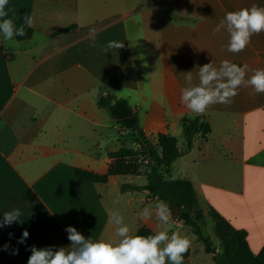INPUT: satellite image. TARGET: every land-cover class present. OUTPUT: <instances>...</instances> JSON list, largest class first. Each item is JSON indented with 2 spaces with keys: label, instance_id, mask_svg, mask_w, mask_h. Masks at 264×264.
Listing matches in <instances>:
<instances>
[{
  "label": "crops",
  "instance_id": "obj_1",
  "mask_svg": "<svg viewBox=\"0 0 264 264\" xmlns=\"http://www.w3.org/2000/svg\"><path fill=\"white\" fill-rule=\"evenodd\" d=\"M252 6L264 8V0H9L0 22L11 19L32 34L15 42L0 34V221L6 212H21L18 222L0 228V264H27L33 245L71 250L69 226L94 242L118 239L112 212L124 217L130 235L144 227L190 239L184 264H216L222 246L207 253L173 215L167 225L155 216L140 219L160 201L121 186L142 187L144 175L111 176L105 184L75 176V168L105 174L110 153L139 146L132 132L128 145L130 130L98 106L104 93L125 99L150 139L175 137L181 155L169 174L192 182L205 216L216 210L246 231L253 254L262 250L264 93L241 86L231 103L202 115L180 100L182 89L199 85L205 64L247 65L246 79L264 69V32L238 54L227 51V32L213 34L226 13ZM110 41L124 47L109 49ZM195 116L207 117L211 132L186 149L181 119ZM25 230L29 236L18 243Z\"/></svg>",
  "mask_w": 264,
  "mask_h": 264
},
{
  "label": "clouds",
  "instance_id": "obj_2",
  "mask_svg": "<svg viewBox=\"0 0 264 264\" xmlns=\"http://www.w3.org/2000/svg\"><path fill=\"white\" fill-rule=\"evenodd\" d=\"M9 0H0V18L7 16L5 11ZM25 24L31 27L33 19L25 17ZM225 31L229 35L227 51L238 54L251 43L253 35L264 32V8L252 6L238 11L226 13L223 20L216 26L213 34ZM0 34L4 40L15 42V37L26 35L23 27L16 28L11 19L0 22ZM90 38H95V29L90 30ZM109 49H120L123 43L110 41ZM248 66H238L227 60L219 68L212 63L199 67V85L181 90V104L190 112L202 115L209 106L214 104H229L238 95L241 86H251L256 93H264V69L255 70L248 79ZM189 84L192 81L191 72L186 77ZM19 209L6 212L0 221V228L10 226L19 221ZM155 216L160 223L167 225L172 217L170 207L166 202H157L154 210L144 208L140 219L147 222ZM109 223L115 226V237L118 239L93 241L85 238L75 227L65 229L71 250L60 247L37 248L31 246V255L27 264H184V256L191 247L187 237L176 232L169 235L168 231H159L155 235H130L129 227L124 223V217L118 212L110 213ZM29 236L27 230L18 243H24ZM7 248V246H5ZM12 254H18V249Z\"/></svg>",
  "mask_w": 264,
  "mask_h": 264
},
{
  "label": "trees",
  "instance_id": "obj_3",
  "mask_svg": "<svg viewBox=\"0 0 264 264\" xmlns=\"http://www.w3.org/2000/svg\"><path fill=\"white\" fill-rule=\"evenodd\" d=\"M24 29L26 35L17 37L18 39H26L31 36L32 29ZM98 106L106 108L111 118L123 129L130 130L139 146L133 148L123 145L110 153L108 169L105 174L75 168L74 173L77 179L105 184L111 176L144 175L146 178L144 186L124 183L121 186L122 191L145 190L149 198L166 202L173 217L190 228L197 239L203 243L205 251L215 253V247L210 237L204 232L205 215L199 207L192 182L187 178H177L169 174L171 165L181 155L177 139L163 133L158 134L154 139L147 137L140 126L138 113L123 98L101 97ZM181 124L186 140V149L192 146L195 136L199 135L204 138L211 132V122L205 116L183 117ZM145 160L148 161L145 165L146 169L142 170ZM172 204H176L180 210L176 213L173 212ZM209 215L214 222V229L222 246V252L213 256L216 264H264V247L257 255L253 254L245 230L234 228L227 219L212 208ZM155 234L151 229L143 227L135 235L150 236Z\"/></svg>",
  "mask_w": 264,
  "mask_h": 264
},
{
  "label": "rangeland",
  "instance_id": "obj_4",
  "mask_svg": "<svg viewBox=\"0 0 264 264\" xmlns=\"http://www.w3.org/2000/svg\"><path fill=\"white\" fill-rule=\"evenodd\" d=\"M127 137V141H128V145H133V141L131 139V131H128V136ZM147 160L144 161L143 163V166H142V170H145V165L147 164ZM171 174L173 175V165H172V171H171ZM129 178V177H128ZM135 178V182L138 184V183H143L145 181V178L144 177H133ZM205 235L209 236L212 243L215 245L216 248H221V242L219 240V238L217 237L216 235V232H215V229H214V222L211 218L210 215H206L205 216Z\"/></svg>",
  "mask_w": 264,
  "mask_h": 264
},
{
  "label": "water",
  "instance_id": "obj_5",
  "mask_svg": "<svg viewBox=\"0 0 264 264\" xmlns=\"http://www.w3.org/2000/svg\"><path fill=\"white\" fill-rule=\"evenodd\" d=\"M180 210V208L176 205V204H172V211L173 212H178Z\"/></svg>",
  "mask_w": 264,
  "mask_h": 264
},
{
  "label": "built area",
  "instance_id": "obj_6",
  "mask_svg": "<svg viewBox=\"0 0 264 264\" xmlns=\"http://www.w3.org/2000/svg\"><path fill=\"white\" fill-rule=\"evenodd\" d=\"M102 97H107V95L104 93V94H102Z\"/></svg>",
  "mask_w": 264,
  "mask_h": 264
}]
</instances>
